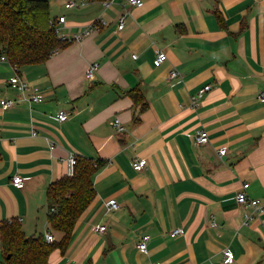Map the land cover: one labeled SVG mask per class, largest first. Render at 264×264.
Returning a JSON list of instances; mask_svg holds the SVG:
<instances>
[{
	"label": "crops",
	"instance_id": "crops-1",
	"mask_svg": "<svg viewBox=\"0 0 264 264\" xmlns=\"http://www.w3.org/2000/svg\"><path fill=\"white\" fill-rule=\"evenodd\" d=\"M48 1L51 20L65 17L66 35L98 19L106 25L45 63L17 66L28 95L41 94V102L23 100L9 82L14 66L0 63V224L18 219L28 237L51 232L60 241L48 221V190L76 154L105 164L69 245L48 264H225L227 248L232 264H264V212L244 225L254 211L236 199L249 183L248 196L264 202V0H143L142 7L87 0L73 8L65 5L77 0ZM159 51L167 60L158 66ZM3 99L14 105L4 109ZM199 131L207 144H197ZM15 175L24 189L13 186ZM110 200L119 207L108 210Z\"/></svg>",
	"mask_w": 264,
	"mask_h": 264
},
{
	"label": "trees",
	"instance_id": "trees-1",
	"mask_svg": "<svg viewBox=\"0 0 264 264\" xmlns=\"http://www.w3.org/2000/svg\"><path fill=\"white\" fill-rule=\"evenodd\" d=\"M103 3L111 0H90ZM48 0H0V53L13 66L40 64L64 49L69 43L59 40L50 25ZM141 111L147 107L143 93L128 92ZM105 164L79 158L75 176L67 175L51 184L48 190V221L62 234L60 241L48 243L44 236L28 237L18 219L0 224L2 259L4 264H48L55 249L64 252L70 243L76 224L96 197L93 177ZM55 209V211H53Z\"/></svg>",
	"mask_w": 264,
	"mask_h": 264
},
{
	"label": "built area",
	"instance_id": "built-area-1",
	"mask_svg": "<svg viewBox=\"0 0 264 264\" xmlns=\"http://www.w3.org/2000/svg\"><path fill=\"white\" fill-rule=\"evenodd\" d=\"M87 2V0H77V1H69L66 3L65 7L66 8H73L74 6L77 5H84ZM105 4H109L105 2ZM128 4L132 6H137V7H142L144 5L143 0H128ZM65 23V17H60L58 20H51L50 25L53 27L55 30V33L58 35V38L61 42L63 43H72V42H79L82 41L84 38L90 36L94 32L99 31L104 25H106V22L103 21V19H98L95 22L91 23L90 25L86 26L84 30H82L79 33H75L71 36L66 35L62 31V27L60 25ZM126 25V16L122 15L119 19V24H118V29L123 30ZM134 58H137L136 55L133 56ZM167 60V54L165 51H159L157 54L156 58V65L162 64L164 61ZM0 63H10L8 57L5 54L0 53ZM100 68V63L95 62L92 63L89 68L86 70L85 76L88 80H94L96 77V74ZM15 70V76H13L9 82L15 90L20 92L22 94L23 100H26L28 102H41L43 100V96L39 93H33L31 95H28V91L30 90L28 84L24 82L19 74V68L17 66H14ZM264 71V69H263ZM178 76L177 71H172L170 74V77L175 78ZM211 89L210 86H205L202 88L199 92L198 95L193 99L192 105H197L198 100L203 98L204 95ZM261 99L264 100V91L260 93L259 96ZM1 105L4 109H9L14 105V100L12 99H3L1 100ZM58 120L61 122H64L68 119V113L65 111H61L58 113L57 116ZM115 127L118 128L119 131H123L124 127L120 125L119 120H115L112 123ZM196 142L198 145H204L209 142V135L206 131H199L196 134ZM227 149H221L220 150V155L224 156L226 155ZM67 163V176L68 177H74L75 176V170H76V165L78 163V156L76 154H70L69 157L66 159ZM146 164L142 160H137L134 162V169L136 171H142L145 168ZM12 184L14 187L18 189H24L26 182L23 177L20 175H15L12 178ZM250 184L245 183L243 185L242 190L237 194V202L240 205H245V206H250L253 208V214H247L245 216V221L244 225H249L253 219H254V214H259L264 212V202L260 199H252L248 196L247 194V189L249 188ZM108 210L112 209H117L119 207V204L116 202V200H110L108 202ZM55 211V209H53ZM215 223H213V226ZM106 230L105 225H99L97 226V231L103 232ZM181 233V229H176L172 232V236H178ZM46 241L48 243H53L56 241L55 236L51 233L48 232L46 234ZM150 240V236L146 235L142 238V240L139 242L138 247L141 251L147 252L148 251V242ZM235 260V254L234 252L230 249L227 248L224 251V263L225 264H232ZM153 264H159V263H153Z\"/></svg>",
	"mask_w": 264,
	"mask_h": 264
}]
</instances>
